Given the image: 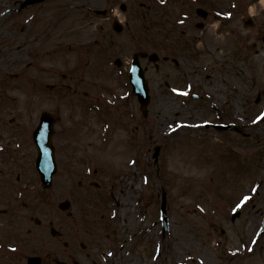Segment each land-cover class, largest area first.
<instances>
[{"label":"rangeland","instance_id":"obj_1","mask_svg":"<svg viewBox=\"0 0 264 264\" xmlns=\"http://www.w3.org/2000/svg\"><path fill=\"white\" fill-rule=\"evenodd\" d=\"M117 1V13L119 3H125L130 23L140 22V0ZM161 1L162 4L158 0L160 6L155 2L154 9L162 18L171 11L179 15L183 12L179 8H191L188 0ZM209 2L214 11H226L223 17L227 18L230 10L223 5L231 0ZM255 2L251 12H264V0ZM108 3L115 4L116 0H51L39 6L43 7L41 14H34L33 23L40 17L41 39L51 36L50 44L87 36H79V25L89 33L94 24L89 20L91 15L80 10ZM10 5V0H0V43L15 33L21 40L14 42H20L18 48L19 44L10 51L1 48L0 65L6 66L19 56L16 53L25 40L32 45L33 39L37 40L31 35L32 29L23 24H17V30L6 29L18 21L16 14L7 10ZM206 6L210 4L204 5L209 10ZM209 13L195 58L196 62H204L203 70L193 71L201 66L193 63L197 68L191 67L190 56L181 66L183 76L193 82L191 90L200 95L198 98L179 101L172 94L162 98L151 85L148 114L143 116L130 89H124L122 78L111 72L97 74L96 83L111 78V88L102 86L97 90L91 102L95 103L89 109L88 103L65 107L55 126L54 141L61 152L55 156L59 167L55 181L62 183L58 198L70 200L69 210L86 227L108 232L106 240L96 237L94 242L114 246V251L106 253L111 264H264V37L255 36L259 39L256 41L253 36L250 40V33V42L236 43L238 48L235 38L241 32L236 21L220 22L216 14L211 10ZM254 14L256 26H262L264 18ZM23 18L24 13L19 20ZM94 20L104 24L102 34L107 32V21ZM69 21L70 25H61ZM34 33L40 34L41 30ZM93 37H97L94 31ZM173 40L176 44L172 50L178 56L186 55L182 42ZM132 50L129 45L118 55L127 60ZM109 58L102 60L105 63ZM41 61L43 66L44 59ZM48 64H54L53 57ZM153 74L150 69L149 76L154 81ZM52 98L57 103L49 96V104ZM42 107L45 106L39 104L38 108ZM217 113L228 119L225 122L244 126L249 136L206 130L203 123L215 122ZM64 140L72 141L70 155L73 160L78 156L76 166L68 164L71 161L65 156L66 149L63 151ZM157 145L160 150L154 164L152 152ZM93 167L99 186L79 188L76 183L85 173L91 178ZM163 192L166 230L160 211ZM235 211H239L238 215L230 218ZM90 216L98 220H90ZM95 251L99 252L98 246Z\"/></svg>","mask_w":264,"mask_h":264},{"label":"flooded vegetation","instance_id":"obj_2","mask_svg":"<svg viewBox=\"0 0 264 264\" xmlns=\"http://www.w3.org/2000/svg\"><path fill=\"white\" fill-rule=\"evenodd\" d=\"M48 1L51 0H36L24 4L26 0H10L11 5L7 10L16 14L18 23H11L6 26V29L17 30L19 28L17 24H23L32 29L31 35L37 37V40L33 39L34 45L27 40L24 41L23 48L19 50L23 55L43 57L50 48L55 50L54 47L49 48L51 39L49 35L41 39L43 31L39 24L40 17L36 19V24L33 23L34 14H41L43 7L39 6L47 5ZM91 10L88 6L87 11ZM23 13L24 18L19 20ZM89 20L94 21L93 18ZM65 24L68 25L67 22L61 23L63 27ZM38 30H41L40 34L34 33ZM85 33L92 35L93 30L88 33L83 29V34ZM15 41L18 39L11 42V48L20 43L14 44ZM63 41L64 39L57 41L56 47H62ZM75 44L77 45H73L71 50L76 54L80 53L81 48H84L88 55L94 51L95 41L89 40L83 44L78 41ZM19 46L20 44L17 48ZM155 46L160 48V45ZM16 54L22 57L19 53ZM18 63L13 61L12 68L18 67ZM188 63L192 65L191 62ZM163 65H173L174 74H177L180 61L172 64L162 59L155 67L156 72H159ZM26 69V67L20 69L22 70L21 77L29 80ZM201 70V67H198L193 71ZM71 80L73 78L70 76L69 81ZM17 139V132L12 128L1 129L2 150L0 152L9 150ZM50 191L51 193L39 186L31 167L23 168L21 173L16 174L11 181L0 184V264H105L101 260L104 252L95 251L96 235L89 233L71 212L61 210L59 203L62 199L58 198L59 192L51 189ZM106 264L110 262L107 261Z\"/></svg>","mask_w":264,"mask_h":264},{"label":"water","instance_id":"obj_3","mask_svg":"<svg viewBox=\"0 0 264 264\" xmlns=\"http://www.w3.org/2000/svg\"><path fill=\"white\" fill-rule=\"evenodd\" d=\"M132 76V86L133 92L137 95L138 100L140 102V109L145 114L146 113V106L149 102V96L147 93V89L145 88L142 79L137 74V71L134 70L131 74ZM50 132L49 126L46 124H42L36 134L37 145L40 149V158L38 162L39 171L43 174H50L54 171V161L52 160V149L50 146ZM158 148L156 147V151ZM155 151L154 157L156 158L157 152ZM165 200L163 194V203L162 208L164 207Z\"/></svg>","mask_w":264,"mask_h":264},{"label":"snow or ice","instance_id":"obj_4","mask_svg":"<svg viewBox=\"0 0 264 264\" xmlns=\"http://www.w3.org/2000/svg\"><path fill=\"white\" fill-rule=\"evenodd\" d=\"M248 198L247 197H245V200H247ZM238 207H239V205H238Z\"/></svg>","mask_w":264,"mask_h":264}]
</instances>
